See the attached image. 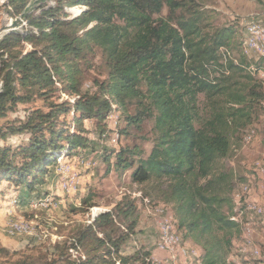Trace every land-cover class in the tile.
Wrapping results in <instances>:
<instances>
[{"label": "trees", "instance_id": "16d2710c", "mask_svg": "<svg viewBox=\"0 0 264 264\" xmlns=\"http://www.w3.org/2000/svg\"><path fill=\"white\" fill-rule=\"evenodd\" d=\"M199 1L7 0L13 24L0 39V119L18 104L49 99L56 91L78 97L51 101L48 111L36 108L0 126V195L14 187L23 191L18 201L38 196L61 157L95 148L84 121L94 120L103 137L117 110L124 115L119 142L123 137L133 143L103 152L107 172L130 171L145 194L173 206L175 230L202 249L198 264H234L228 258L242 225L232 218L233 190L242 180L227 159L262 108L263 82L248 68L264 69V56L237 62L225 50L223 62L221 49L240 45L236 30H206ZM72 6L82 10H66ZM25 44L32 49L25 51ZM97 49L107 77L94 80L96 91L82 92L83 67L91 68ZM150 120L156 137L146 154L135 139L149 141L140 132ZM22 133L29 136L16 145L7 142ZM93 196L89 191L69 205L84 212ZM134 213L126 203L82 225L71 245L84 250L80 259L60 243L53 258L18 254L0 243V264H152L149 249H122L137 224ZM116 215L131 220L126 232L117 228Z\"/></svg>", "mask_w": 264, "mask_h": 264}, {"label": "rangeland", "instance_id": "374dc122", "mask_svg": "<svg viewBox=\"0 0 264 264\" xmlns=\"http://www.w3.org/2000/svg\"><path fill=\"white\" fill-rule=\"evenodd\" d=\"M6 1L0 0V39L10 30L11 20L13 19L8 12L9 8L5 4ZM199 3H201L199 8L205 15L204 26L206 30L228 26L234 27L236 30L235 39L240 45L235 43L231 48H222L223 62L225 61V50L230 53L228 59L237 62L242 56L252 61H258L261 58L256 51L247 50L246 40L249 35L247 32L249 25H260L264 28V0H200ZM74 7L82 10L80 6L67 7L66 10L68 11ZM167 14L168 8L165 7L161 15L166 16ZM21 23H24L25 27L28 25L24 19L21 20ZM31 49V45L25 44V51ZM83 69L85 70V78L81 88L82 92L96 91L94 80H103L107 77V67L100 49H97L92 57L91 68L84 66ZM248 69L264 85V69L257 70L255 65H251ZM57 87L60 88L61 85ZM75 97L78 96L56 91L49 99L33 98L28 103L18 104L6 117L1 118L0 126H4L17 118L24 119L30 110L36 108L48 111L51 101L56 103L68 101L71 103ZM201 99H203L202 95ZM130 111H133L132 108ZM112 114L114 117H110V115L106 121L109 126V134L106 132V136L103 137L99 136L94 120L84 121V125L89 131L87 134L94 141L95 148L87 149L68 160L61 157L62 160L59 163L64 166L63 172L58 171L59 174L51 175L48 183L39 189L41 193L38 196L18 201L20 192L14 187H11L3 196H0V243L2 245L18 252V254L25 253L35 257L47 254V256L53 258L60 252V249L55 250L56 243H60L66 250L69 248L67 253L71 254L72 259H80L85 256L84 250L71 246L77 230L82 225L92 223L94 218L101 212L117 209L126 203H132L135 207L132 219H137V224L130 229L129 237L122 246L124 253L132 254L139 248L149 249L152 264L172 262L180 264L177 258L181 256L182 248H185L183 244L188 247L191 245L194 248L196 247L192 240L185 238L179 229L178 232L181 235L179 244L171 241L169 239L170 235L162 237L160 222L163 223L169 220L173 223L174 219L176 220L172 205L159 201L151 194H145L144 189H146V186L132 183L130 171L120 172L112 169L107 172V165L102 161L103 152L106 149L119 148L127 143H133L131 139L123 137L120 142L119 138L115 139V131H113L115 121L119 120L118 126L116 124L118 128L123 126L124 115L120 111H114ZM69 120H71L70 116H68ZM153 124V120L146 121L143 124V130L140 132V135H144L149 141L140 138L134 140L140 144L146 154L149 153L153 145V139L156 137L152 130ZM28 136V133H22L9 138L7 142L16 145ZM78 156L85 157L89 165L75 164V159ZM227 164L235 170L238 178L242 180L241 182L237 181L233 190L237 206L235 212L237 214L232 215L233 219L241 223L242 231L240 235L234 238V246L228 258L229 262L234 264H264V102L253 122L244 130L241 140L234 142ZM61 176L68 177L66 178L69 182L67 188H61ZM72 176L73 179L69 178ZM72 181L74 184L71 183ZM43 189L47 190L44 191ZM89 191L94 193L92 200L94 204L92 206L85 208L84 212L79 211V209L76 210L75 206H71L72 203L79 201L80 195ZM45 195H50L52 198L49 208L32 207V201ZM61 200H65V202L61 204ZM69 203L71 204L69 205ZM16 222L18 224L21 222L30 224H28L27 229L23 230L24 232L16 233L13 230ZM130 223L131 220H126L122 215H116V226L120 231L126 232ZM174 225L176 224L174 223ZM181 242L182 244H180ZM157 249L170 254V259L167 261L163 259L164 262H155L152 255ZM190 249L196 251L193 248ZM73 250H78L79 255L76 254L75 256ZM54 251L56 252L54 253ZM192 257L193 260L190 261L193 264H198L196 256Z\"/></svg>", "mask_w": 264, "mask_h": 264}, {"label": "bare ground", "instance_id": "6f19581e", "mask_svg": "<svg viewBox=\"0 0 264 264\" xmlns=\"http://www.w3.org/2000/svg\"><path fill=\"white\" fill-rule=\"evenodd\" d=\"M42 1V0H41ZM39 2V1H38ZM36 3V1H35ZM23 17V16H22ZM21 17V18H22ZM24 18V17H23ZM25 20V19H24ZM12 21H11V25H12ZM264 27V26H263ZM249 28V29H248ZM247 28V32H248V37H247V40H246V45H247V50L248 51H251V50H254L256 51L261 57L264 56V28H262V26L260 25H249ZM117 111V110H116ZM110 117H114L113 114H111ZM118 122L119 120H116L115 121V126L113 128V131L114 132V137L115 139H118L119 138V133H118ZM117 124V126H116ZM77 163V165L79 164H82V165H89V162L87 161V159L83 156L79 157L76 161H75V164ZM65 165V164H64ZM92 166V165H91ZM78 167V166H77ZM83 167V166H82ZM86 168V167H85ZM88 168V167H87ZM63 169H64V166L61 165V163L58 165L57 167V172L60 171V172H63ZM70 171V170H69ZM68 172V171H67ZM59 174V173H58ZM66 178L68 177H62L60 178V181H61V188H67V183H69ZM69 178H72L73 179V176L72 177H69ZM76 180V179H75ZM71 183L74 184V182L72 181ZM78 185V184H77ZM69 186V185H68ZM75 186V185H74ZM62 188V189H63ZM247 191V190H246ZM245 195V194H244ZM240 197V196H239ZM243 198V197H242ZM16 199V198H15ZM240 199V198H239ZM49 200V201H47ZM241 201V200H240ZM242 202V201H241ZM52 203V199H51V196L50 195H47V196H44L42 197L41 199H35L34 201H32V207L34 208H47L50 204ZM239 205V204H238ZM237 207V206H236ZM49 208V207H48ZM238 210V208H237ZM236 210V211H237ZM255 210V209H254ZM257 212V211H256ZM264 212V211H263ZM259 213V212H258ZM237 214V213H236ZM167 217V216H165ZM159 219V218H158ZM164 219V218H163ZM157 220V219H156ZM17 221V220H16ZM18 222V221H17ZM14 225L13 227V230L16 232V233H21V232H24L23 230L24 229H27L28 228V224L30 223H17ZM240 223V222H239ZM161 225H167V230H160L162 231L161 234H162V237H165L166 235H170L169 239L177 244H179V242L181 241V235L179 232H177L174 228V222L172 223L171 221L167 220L165 222L162 223V221L160 222ZM158 227V226H157ZM31 230V229H30ZM160 240V239H159ZM161 241V240H160ZM168 241V239H167ZM163 242V241H162ZM163 244V243H162ZM182 244V242L180 243ZM169 248V247H167ZM187 248V247H186ZM188 249V250H187ZM185 249V248H182L181 252H182V255L185 256V257H188L190 254H192L194 251H190L189 250V247ZM172 255V254H171ZM176 259V258H175ZM174 261V260H173ZM164 262V261H163ZM168 264H174V262L172 263H168Z\"/></svg>", "mask_w": 264, "mask_h": 264}, {"label": "crops", "instance_id": "0c3cea01", "mask_svg": "<svg viewBox=\"0 0 264 264\" xmlns=\"http://www.w3.org/2000/svg\"><path fill=\"white\" fill-rule=\"evenodd\" d=\"M69 158H67V160H68ZM56 174H58V172H57V167H56V169H55V171H53V173H52V175H56ZM20 191V193H22L23 191L21 190V189H19ZM44 191L45 190H47V189H43ZM75 192V191H74ZM41 193V191H37V194H40ZM74 194V193H73ZM77 194V193H76ZM35 195V194H34ZM83 195V194H82ZM0 196H2V195H0ZM81 196V195H80ZM1 199V198H0ZM1 202V201H0ZM65 202V200H61L60 201V203L61 204H63ZM79 203V201L78 202H76V204H78ZM173 222H176V220L174 219V221ZM189 240V239H188ZM192 243H193V241H192ZM194 244V243H193ZM195 245V244H194ZM183 246L186 248H188V246L187 245H184L183 244ZM196 247L194 248V247H192V245L189 247V249L190 248H193V249H195L196 251H194L192 254H190L188 257H185V256H183L182 254H181V256H178V258H177V260H178V262L180 263V264H193L191 261L193 260V257L192 256H196L195 258H197V257H199L201 254H202V249L199 247V246H197V245H195ZM190 251H191V249H190ZM152 258H153V260H155V262H158V261H167V260H169L170 259V254H168V253H165V252H162V251H160V250H156V251H154V253H153V255H152ZM167 258V259H166ZM194 258V259H195ZM164 259V260H163ZM191 260V261H190ZM197 260V259H196ZM197 262H198V260H197Z\"/></svg>", "mask_w": 264, "mask_h": 264}, {"label": "built area", "instance_id": "2783aa9c", "mask_svg": "<svg viewBox=\"0 0 264 264\" xmlns=\"http://www.w3.org/2000/svg\"><path fill=\"white\" fill-rule=\"evenodd\" d=\"M22 24V26H24L25 27V24L24 23H21ZM248 28V27H247ZM249 29V28H248ZM47 201H49V200H47ZM162 230H167V225H162Z\"/></svg>", "mask_w": 264, "mask_h": 264}]
</instances>
